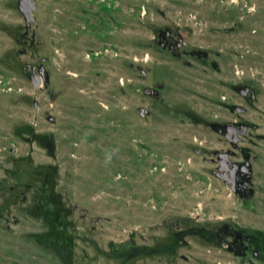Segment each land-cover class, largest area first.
<instances>
[{"label": "rangeland", "instance_id": "obj_1", "mask_svg": "<svg viewBox=\"0 0 264 264\" xmlns=\"http://www.w3.org/2000/svg\"><path fill=\"white\" fill-rule=\"evenodd\" d=\"M19 2L0 0V264H264V0H36L30 24ZM238 117L251 200L211 163Z\"/></svg>", "mask_w": 264, "mask_h": 264}, {"label": "flooded vegetation", "instance_id": "obj_2", "mask_svg": "<svg viewBox=\"0 0 264 264\" xmlns=\"http://www.w3.org/2000/svg\"><path fill=\"white\" fill-rule=\"evenodd\" d=\"M172 34L174 33L171 30H169L167 33L160 34V43L163 45V47H170L173 54L179 55L177 50L178 45L172 37ZM201 54L203 53L197 52L196 57L201 58V60L203 61H207L208 54H203L202 56ZM213 65L215 67H218L216 63H213ZM239 86H235L234 89L238 92L241 97H243V99L246 100L249 95L252 98L251 91H249L247 95H243L237 89ZM255 99H257V96L256 98H254V100ZM224 103H226L228 107V102L225 101ZM232 110L237 111L241 114L247 112V108L243 111L239 110L238 105H234L232 107ZM245 125L247 126L246 128ZM212 126L215 130H217L221 135L224 136L226 144L231 145L233 148L230 149V147H227L226 149H216L214 151L215 156L211 158V163L216 164L217 169L213 170L215 175H217L218 178H220L228 186H230L232 191H234L242 200H251L256 194L253 185V154L251 151H247L243 144L244 140L246 139V136L248 135L250 124L238 117L237 119H233L231 123L214 122ZM254 127L256 129L259 128L257 124H254ZM243 130H245L246 132H243ZM230 132L231 134H228ZM258 137L264 141V133H258ZM253 159L255 162H259L263 161L264 158L256 154L254 155ZM228 182H230V184H228Z\"/></svg>", "mask_w": 264, "mask_h": 264}, {"label": "water", "instance_id": "obj_3", "mask_svg": "<svg viewBox=\"0 0 264 264\" xmlns=\"http://www.w3.org/2000/svg\"><path fill=\"white\" fill-rule=\"evenodd\" d=\"M19 6H20L21 11L25 14L28 24H30L31 21H35V15L33 11L37 9L36 0H20ZM181 45H182V41L179 42V46ZM202 55L203 54H201V56ZM31 79L36 88H39L40 86H42L44 81L47 82L48 77H47L45 66L41 65L39 68H37L36 66H33ZM237 89L243 95H247L249 91H251L253 99L256 98L257 96L255 90L252 89L250 86H239ZM35 104L37 105L38 102L36 101ZM238 109L241 111L246 110V108L241 105H238ZM246 127L247 126L245 125V128ZM243 132H246V131L243 130ZM228 134H231V132ZM228 184H230V182H228Z\"/></svg>", "mask_w": 264, "mask_h": 264}]
</instances>
